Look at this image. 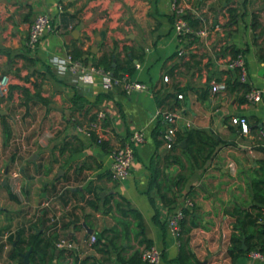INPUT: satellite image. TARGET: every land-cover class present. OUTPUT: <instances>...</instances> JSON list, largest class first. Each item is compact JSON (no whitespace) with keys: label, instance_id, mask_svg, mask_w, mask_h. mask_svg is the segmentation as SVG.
I'll list each match as a JSON object with an SVG mask.
<instances>
[{"label":"crops","instance_id":"obj_1","mask_svg":"<svg viewBox=\"0 0 264 264\" xmlns=\"http://www.w3.org/2000/svg\"><path fill=\"white\" fill-rule=\"evenodd\" d=\"M179 1L203 19L195 44L175 33L170 0H0V77H11L9 96L0 97V109L7 111L0 114V264H20L10 257L17 245L29 264L34 248L28 241L35 234L51 245L45 264H121L118 255L130 258L148 242L163 252L158 264H178L180 241L168 220L188 198L194 205L187 223L196 224L191 248L200 264H264L248 252L236 260L229 254L237 212H256L252 180L264 160L263 151L251 149L252 132L243 134L231 118L245 115L251 127L261 125L264 96L250 102L233 84L224 92L211 89L214 81L234 80L238 70L228 63L235 47L246 50L247 79L239 81L264 92V0H254L257 6L253 0H233L241 6L233 26L227 25L224 0ZM43 14L52 17L53 29L31 50L30 26ZM254 14L261 23L257 29ZM104 54L112 55L114 66H134L131 79L148 89L106 88L102 75L88 80L67 61L70 55L103 70L93 62ZM160 110L179 114L178 132L205 130L225 143L199 167L183 152L185 141L166 147ZM100 111L107 113L96 129L104 146L94 141L98 133L84 131ZM135 131L144 132L145 142L136 147L130 177L120 181L111 171L112 152ZM155 168L160 187L152 184ZM180 174L187 182L167 207L160 191ZM92 235L103 240L100 247L109 254L91 243ZM60 239L75 248L59 249ZM244 245L247 250L245 239Z\"/></svg>","mask_w":264,"mask_h":264},{"label":"trees","instance_id":"obj_2","mask_svg":"<svg viewBox=\"0 0 264 264\" xmlns=\"http://www.w3.org/2000/svg\"><path fill=\"white\" fill-rule=\"evenodd\" d=\"M247 3V0L246 2ZM223 4H226L225 10L229 14V20L227 22L228 26H233L237 24L238 18L241 16L240 13V6H236L235 2L233 0H224ZM185 19L188 21L189 25L193 29L194 32L186 34L188 38H193L190 41V44H195L198 42L199 37L197 35V32L202 28L203 26V19L198 17L195 14H192L190 11H187L184 15ZM258 14L253 15V28L257 29L258 27H261V23L259 21ZM172 22H175V17L172 15ZM246 52V50L237 49L235 47H232L231 49V56L232 59L238 57L239 55H243ZM71 55L78 59V54H76L74 51L71 52ZM260 59L264 60V55L261 51L260 53ZM94 66L97 67H103L106 71H111L112 74L122 79L124 76L129 75L132 77L135 73V67L132 66L130 63H127L124 66H121L119 64L113 65L112 55L111 54H104L102 57H100L97 61L93 62ZM235 77L234 80L227 81V86H231L233 84V87H241L244 89V92L247 94L252 90L251 86H249L246 83H241L239 81V74L235 71ZM121 87V86H117ZM5 126L7 127V138L10 136V131L8 128L7 123L5 122ZM261 130H264V123L261 125H256L255 127H251V132L254 135L253 140V146L254 149L257 151H263L264 152V137L260 135ZM94 141L99 142V139L96 135H94ZM185 141L186 147L183 148V152L191 157H194L195 163L202 167L204 166L209 160H211L218 148L225 143L224 140L219 139L215 137L213 134L209 133L205 130L200 129H194L187 131L185 133L178 132L177 134V141L172 149L178 148L181 146V143ZM101 146L105 145L104 141L99 142ZM259 172L257 173V176L253 178L252 180V192H253V201L254 205L253 208L256 210L255 213L251 212H241L238 211V215L236 218V223L234 225V232L231 236V245L229 248V254L233 258V260H236L239 256L249 253L253 250H259L264 252V160H261V165L258 168ZM160 177V171H158L156 168L153 172V180L152 184L160 187L163 183V181H159ZM188 177L180 174L174 178H171L167 180V184L164 186V191H160V198L163 202V204L167 207H171L177 202L179 193L183 191V186L187 182ZM188 196V194L186 195ZM14 197V196H13ZM188 198V197H187ZM183 213L184 218L181 221V232L178 237L180 241V252L175 260L178 264H200L199 260L197 259L196 255L192 251L191 248V230L193 229L196 224H190L188 225V219L192 217L193 212L189 207H184ZM259 221H262L260 224ZM254 228L252 230V233H250V236H248L249 229ZM111 231L116 235V229L113 228ZM108 231H104L102 234V237H106L105 234ZM115 237V236H114ZM113 237V238H114ZM113 238L110 239V242L113 241ZM257 239L256 242L251 243L250 240ZM243 239L246 240V244L248 246V249L245 250L243 248ZM109 242V243H110ZM29 246H33L34 250L31 254V262L29 264H45L46 256L48 253V248L51 247L50 244L45 243L43 239L40 238L38 234H35L30 237V240L28 241ZM103 243L102 239H97L95 243V247L98 248L101 251H105L107 254H109V251H106L104 248L100 247ZM113 244V242H112ZM148 247L152 246V243L148 242ZM259 246V248H257ZM18 245L15 246V251L10 253L11 258H18L20 264H24L23 257L20 256L18 253ZM38 248H41V251L38 256L36 254L38 253ZM46 251L45 253H43ZM143 251L134 253L130 258H125L120 255H118V259L121 262V264H150L143 260L142 256ZM53 255V251L52 254ZM38 257V258H36ZM37 259L38 262H34V260Z\"/></svg>","mask_w":264,"mask_h":264},{"label":"built area","instance_id":"obj_3","mask_svg":"<svg viewBox=\"0 0 264 264\" xmlns=\"http://www.w3.org/2000/svg\"><path fill=\"white\" fill-rule=\"evenodd\" d=\"M170 10L175 17L174 22V31L177 35L182 36L188 33L194 32L188 21L185 19L184 15L187 12V7H185L179 0H170ZM53 29V20L50 15L43 14L39 15L31 24L29 36L27 40V47L31 50H35L43 37L52 31ZM199 34V33H197ZM184 51L180 50L179 55H183ZM70 68L75 72L83 75L85 78L90 80L93 74H100L103 77L104 86L106 88H111L113 86H121L126 92H133L139 90H147L148 86L145 83H141L138 81H133L129 75L124 76L122 79L115 77L109 71H105L104 69L95 68V67H87L82 62L73 59L72 56H68L67 59ZM139 68L140 65H137ZM228 67L231 69L238 70L239 76L242 81L247 79L248 69L246 66V61L243 55H239L236 58L230 59L228 63ZM165 80L168 81V76H165ZM11 86V77L9 75H3L0 77V97L7 98L10 93ZM214 93L224 92L227 90V84L223 81H214L211 87ZM264 92L261 89L253 88L250 92L247 93L246 98L250 102H260L263 99ZM178 97L180 99L183 98L182 94H179ZM106 111H100L98 113V121L93 123L92 127L84 130L88 135L92 134V130L96 132L98 128V132L101 130L102 126L101 122L106 118ZM158 116L162 118V121L165 124V129L163 133L164 144L167 148L171 149L175 145L177 141L178 134V125L177 120L179 118V114L177 112L168 111V110H160L158 112ZM232 124L239 126L241 132L245 135L251 134V125L249 119L245 115H235L231 118ZM79 131H83L82 128H79ZM96 132V133H98ZM260 135L264 137V130H261ZM99 142L102 141V137L97 135ZM145 142V134L143 131H135L127 140V142L115 149L112 152V166L111 171L115 179L117 180H125L130 177L133 164L136 161V147ZM252 146L251 149H253ZM231 168H234V165L231 164ZM194 205V201L192 199H186L184 203V207H192ZM179 208V210L175 211L168 220V226L172 233L179 237L181 232V221L184 218L183 209ZM97 238L95 235L91 236V243L96 242ZM57 247L59 249H74L75 243L67 240L60 239L57 242ZM143 260L150 264H158L162 260L163 252L162 250L155 246L145 247L143 249ZM249 258L260 259L264 261V252L259 250H253L249 252Z\"/></svg>","mask_w":264,"mask_h":264},{"label":"water","instance_id":"obj_4","mask_svg":"<svg viewBox=\"0 0 264 264\" xmlns=\"http://www.w3.org/2000/svg\"><path fill=\"white\" fill-rule=\"evenodd\" d=\"M6 113H7V111L0 109V114H6ZM184 144H185V142L183 143V145ZM7 182H8V180L6 179L5 184H7ZM243 248L246 249L245 245H244ZM25 261H26V263H28V261H29V254L25 255Z\"/></svg>","mask_w":264,"mask_h":264},{"label":"rangeland","instance_id":"obj_5","mask_svg":"<svg viewBox=\"0 0 264 264\" xmlns=\"http://www.w3.org/2000/svg\"><path fill=\"white\" fill-rule=\"evenodd\" d=\"M254 1V0H253ZM235 2V1H234ZM257 2L258 1H254V4H253V6H257ZM260 2V1H259ZM261 2H262V0H261ZM240 3V2H239ZM252 5V4H251ZM238 6H240V4H238ZM241 7V6H240ZM2 188V186L0 185V189Z\"/></svg>","mask_w":264,"mask_h":264}]
</instances>
